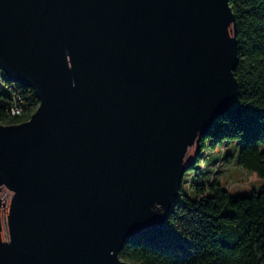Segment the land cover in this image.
<instances>
[{"label":"water","instance_id":"water-1","mask_svg":"<svg viewBox=\"0 0 264 264\" xmlns=\"http://www.w3.org/2000/svg\"><path fill=\"white\" fill-rule=\"evenodd\" d=\"M230 0H0V264H131L239 90Z\"/></svg>","mask_w":264,"mask_h":264},{"label":"trees","instance_id":"trees-1","mask_svg":"<svg viewBox=\"0 0 264 264\" xmlns=\"http://www.w3.org/2000/svg\"><path fill=\"white\" fill-rule=\"evenodd\" d=\"M229 5L239 39L238 93L231 109L201 136L196 161L185 169L195 170L190 187L182 182L164 225L124 243L120 255L131 264H264V185L235 194L210 177L221 170L218 164L197 165L216 152L212 163L235 158L252 175L264 176V0H230ZM16 84L6 75L0 81V122L25 121L39 105L32 87ZM16 105L22 107L19 113ZM234 142L238 157L227 152Z\"/></svg>","mask_w":264,"mask_h":264},{"label":"rangeland","instance_id":"rangeland-1","mask_svg":"<svg viewBox=\"0 0 264 264\" xmlns=\"http://www.w3.org/2000/svg\"><path fill=\"white\" fill-rule=\"evenodd\" d=\"M3 90L8 91V88L6 86H1ZM237 143H230L228 144L227 152H233L235 156L238 157V150H237ZM224 147H222L223 149ZM217 153L220 152V148H217ZM202 155L206 154V151H202ZM216 152L212 153L207 157H205L204 162H198L197 165H202L203 169H206V167L211 168L215 165H217V168L219 167L221 170L217 173L214 172L213 174L210 172L211 178H217L220 180L231 192L235 194H250L252 193L253 189L255 187H259L261 185H264V176L263 177H254L250 175V172L240 166L235 161L227 162L223 161L220 163H212L213 160H215L214 155ZM195 174V170L187 169L184 175V181H183V187L188 190L190 187V178L192 175ZM200 176H207V172L202 174V172L199 174Z\"/></svg>","mask_w":264,"mask_h":264},{"label":"built area","instance_id":"built-area-1","mask_svg":"<svg viewBox=\"0 0 264 264\" xmlns=\"http://www.w3.org/2000/svg\"><path fill=\"white\" fill-rule=\"evenodd\" d=\"M4 75H6V74H5L4 70L0 67V81L3 80ZM6 76H7V75H6ZM9 79H10V78H9ZM10 80H11V82H12V85H14L15 87H17V84H16V83H18V82L15 81V80H12V79H10ZM15 96H17V98H20V95H19V94H18V95H15ZM21 110H22V107L19 106V105H16V107H15V111L19 113Z\"/></svg>","mask_w":264,"mask_h":264},{"label":"crops","instance_id":"crops-1","mask_svg":"<svg viewBox=\"0 0 264 264\" xmlns=\"http://www.w3.org/2000/svg\"><path fill=\"white\" fill-rule=\"evenodd\" d=\"M233 161H235V158L233 159ZM231 162V161H230ZM236 162V161H235ZM237 163V162H236ZM250 175L252 176V178H254V177H257V176H254V175H252L251 173H250Z\"/></svg>","mask_w":264,"mask_h":264}]
</instances>
